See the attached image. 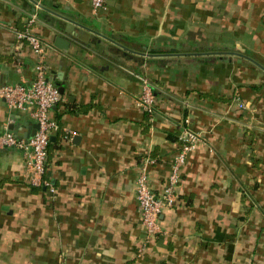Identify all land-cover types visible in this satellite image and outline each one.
Listing matches in <instances>:
<instances>
[{"label":"crops","instance_id":"1","mask_svg":"<svg viewBox=\"0 0 264 264\" xmlns=\"http://www.w3.org/2000/svg\"><path fill=\"white\" fill-rule=\"evenodd\" d=\"M32 18L59 129L46 188L0 149V264H264V0H0V87L34 80L39 58L16 39ZM142 79L152 120L134 104ZM186 119L201 142L148 237L135 181L149 158L160 190ZM10 126L35 131L0 97Z\"/></svg>","mask_w":264,"mask_h":264},{"label":"built area","instance_id":"2","mask_svg":"<svg viewBox=\"0 0 264 264\" xmlns=\"http://www.w3.org/2000/svg\"><path fill=\"white\" fill-rule=\"evenodd\" d=\"M105 0H91L94 12L104 8ZM34 18L30 19L23 32L16 34L18 42H25L39 58L34 69V80L29 84L5 85L0 87V97L10 110L21 111L33 120L37 129L29 139H19L7 127L0 134V149L12 148L21 152L23 157L24 177L30 188H46L49 186L46 166L49 154V138L58 131L55 120L49 116L50 109L61 101L58 90L50 83L45 73L47 67L43 63L48 46L31 32ZM134 104L149 117L155 115V96L149 83L142 79L141 95L134 99ZM12 124V120L8 121ZM201 136L191 129L189 120H183L180 127V146L173 158V163L166 182L158 192H154L148 180V165L153 164L149 158L144 162L135 181V197L141 214L143 229L148 237L160 233L159 216L174 207L179 183V172L184 166L187 156L197 144Z\"/></svg>","mask_w":264,"mask_h":264},{"label":"water","instance_id":"3","mask_svg":"<svg viewBox=\"0 0 264 264\" xmlns=\"http://www.w3.org/2000/svg\"><path fill=\"white\" fill-rule=\"evenodd\" d=\"M69 30V29H68ZM83 32H78V35L79 36H82L83 34H82ZM34 128H35V130L37 129V126L35 125L34 126ZM10 130L12 131V132H14V134H15V136L17 137V138H19V139H25V140H27V139H29L30 137H32L33 136V132H32V134L31 135H28V136H22V135H20V134H18L19 132H18V127H16V126H10ZM35 132V131H34Z\"/></svg>","mask_w":264,"mask_h":264}]
</instances>
